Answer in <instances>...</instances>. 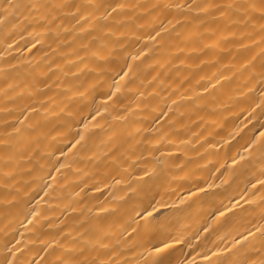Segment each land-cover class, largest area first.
<instances>
[{"label":"bare ground","instance_id":"obj_1","mask_svg":"<svg viewBox=\"0 0 264 264\" xmlns=\"http://www.w3.org/2000/svg\"><path fill=\"white\" fill-rule=\"evenodd\" d=\"M124 2L138 6L128 12L135 21L121 30L123 37L112 38L102 53L107 61L89 53L80 63L72 51L82 39L73 45L69 37L57 39L42 28L0 25V134L9 130L5 121L15 109L43 102L30 121L47 134L40 142L43 158L38 165L20 163L16 187L21 192L0 187V240L10 231L13 244L19 240L21 247L39 253L33 261L54 258L41 251L42 241L71 247L60 232L85 219L94 222L101 206L119 209L101 216V223L118 220L133 203L126 185L135 180L141 186L146 182L156 200L166 203L161 215L185 237L177 246L180 259L202 264L197 255L202 247L230 246L238 232L256 233L264 224V188L258 183L264 180V154L250 147L264 131V111L257 107L264 87L239 67L240 57L217 63L216 51L190 57L176 51L173 45L185 46L172 30L180 17L164 5L178 0ZM161 22L168 36L150 40ZM258 54L253 48L240 56ZM161 110L168 115L159 116ZM77 133L85 140L71 148ZM114 145L119 166L105 157ZM45 184L48 196L41 190ZM13 196L15 203L6 206ZM136 258L129 251L122 257L129 264Z\"/></svg>","mask_w":264,"mask_h":264},{"label":"snow or ice","instance_id":"obj_2","mask_svg":"<svg viewBox=\"0 0 264 264\" xmlns=\"http://www.w3.org/2000/svg\"><path fill=\"white\" fill-rule=\"evenodd\" d=\"M136 7L138 6L124 0H0V25H23L33 30L42 28L57 39L60 35L69 37L73 45L82 39L84 42L72 51L80 63L89 59V53L91 57L107 61L108 55L102 53L109 50L112 38L119 39L125 35L121 30L129 22L135 21V17L128 15V12L134 11ZM164 8L180 17L175 20L174 25L172 20H168V25H173L176 39L185 45H173L178 53L190 57L203 55L206 51H216L217 63L223 57H231L233 60L240 57L239 67L264 87V0H178L164 5ZM58 30L63 31L61 33ZM162 36H168V26L163 22L160 23L156 36L149 39L155 40ZM253 48H259L258 57L240 56L241 53L251 52ZM81 52L84 53L83 56L80 55ZM180 62L184 63L183 60ZM128 67L130 69L131 65ZM13 99L9 98V102ZM36 104L43 107V102L33 101L15 109L16 115L11 121H5V127L9 130L0 134V168L3 169L0 171V187L6 191H22L16 187L19 183L16 177L19 175L21 162L33 164L35 161L38 165L43 158L40 142L47 134L40 131L38 123L30 122L40 111ZM257 107L264 111V91L261 92ZM5 111L11 115V110ZM171 111L169 107L168 112ZM168 112L161 110L158 115L167 116ZM84 128H88L87 123ZM77 135L79 139L75 140L71 148H76L85 140L83 134ZM250 147L264 154V131L258 139L251 142ZM117 151L114 145L105 157L111 164L119 166ZM60 155L64 156L65 153L61 151ZM64 167V164L60 165V168ZM31 171L32 169L28 170L29 174ZM258 183L264 188V180H259ZM133 184L138 187H133ZM48 187L50 185L45 184L41 188L45 196L49 195ZM126 187L128 199L133 200V203L121 213L118 220L107 226L101 223V216L119 212V209H106L101 206L94 222L85 219L78 223L72 230L76 232L75 236L72 231L60 232L63 240L71 247L65 248L60 240L42 241L41 251L54 256L51 260L41 257L33 261L31 257L39 253L31 252L28 246L21 247L19 240L13 244L15 236L10 231H5L3 239L0 240V264H129L126 259H122L125 251L138 257L134 259V264H197L195 258L178 257L177 246L185 242V237L173 226V221L167 215H161V209L167 207L166 203L156 200L146 182L141 186L140 180H135L127 183ZM198 191L202 192L203 189ZM15 201L16 196H13L4 203L11 207ZM29 214L37 215L34 211ZM220 215L223 216L224 213L221 212ZM49 249L52 251L49 252ZM57 252L60 254L55 255ZM86 252L95 255L89 258ZM197 255L201 256L202 264H264V224L256 233L251 229L238 232L231 237L230 246L215 250L205 246ZM74 256L78 258H73Z\"/></svg>","mask_w":264,"mask_h":264}]
</instances>
